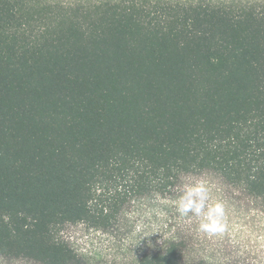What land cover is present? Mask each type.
<instances>
[{
    "label": "trees",
    "instance_id": "trees-1",
    "mask_svg": "<svg viewBox=\"0 0 264 264\" xmlns=\"http://www.w3.org/2000/svg\"><path fill=\"white\" fill-rule=\"evenodd\" d=\"M200 176L223 234L177 212ZM143 197L169 222L145 250L64 235L115 241ZM0 257L264 264V0H0Z\"/></svg>",
    "mask_w": 264,
    "mask_h": 264
},
{
    "label": "rangeland",
    "instance_id": "rangeland-1",
    "mask_svg": "<svg viewBox=\"0 0 264 264\" xmlns=\"http://www.w3.org/2000/svg\"><path fill=\"white\" fill-rule=\"evenodd\" d=\"M204 180L209 185V179L205 176L189 179L191 185ZM212 203V200L209 202ZM151 197L134 199L129 202L121 214V227L116 232L115 241L110 235L98 230L87 229L83 224L69 225L63 232L70 244L80 253L89 254L94 251H102L109 257L116 252L123 253L122 246L129 242L131 252L137 253L145 250L149 241L155 238L158 241L168 234L169 225L165 214ZM129 255V254H128ZM110 263L111 261H106ZM0 264H30L27 261L1 258Z\"/></svg>",
    "mask_w": 264,
    "mask_h": 264
},
{
    "label": "clouds",
    "instance_id": "clouds-1",
    "mask_svg": "<svg viewBox=\"0 0 264 264\" xmlns=\"http://www.w3.org/2000/svg\"><path fill=\"white\" fill-rule=\"evenodd\" d=\"M212 200L211 189L204 180L187 186L177 202L181 217L193 214L200 218L199 231L208 235H220L226 230L225 205L221 200Z\"/></svg>",
    "mask_w": 264,
    "mask_h": 264
}]
</instances>
